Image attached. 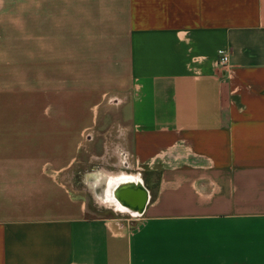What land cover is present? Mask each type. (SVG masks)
Segmentation results:
<instances>
[{
  "label": "crops",
  "instance_id": "0c3cea01",
  "mask_svg": "<svg viewBox=\"0 0 264 264\" xmlns=\"http://www.w3.org/2000/svg\"><path fill=\"white\" fill-rule=\"evenodd\" d=\"M13 2L0 264H264V0ZM119 171L140 216L98 196Z\"/></svg>",
  "mask_w": 264,
  "mask_h": 264
},
{
  "label": "water",
  "instance_id": "95a60500",
  "mask_svg": "<svg viewBox=\"0 0 264 264\" xmlns=\"http://www.w3.org/2000/svg\"><path fill=\"white\" fill-rule=\"evenodd\" d=\"M135 194L138 195V201L135 198L137 197ZM113 196L134 216H140L143 214L150 197L149 191L141 181L132 182L127 185H119L114 189Z\"/></svg>",
  "mask_w": 264,
  "mask_h": 264
},
{
  "label": "bare ground",
  "instance_id": "6f19581e",
  "mask_svg": "<svg viewBox=\"0 0 264 264\" xmlns=\"http://www.w3.org/2000/svg\"><path fill=\"white\" fill-rule=\"evenodd\" d=\"M136 177H137V175H135L134 173H129L126 171H119L115 175H111L109 177L104 176V178L100 177L99 175H96L97 180L95 181L96 182L95 188L99 189V190H97L98 196L100 197V200L102 201V203L108 205L109 207L112 206L116 210L119 209L123 212L126 211V212L131 213L118 200H116L114 198L113 193H112V189L116 185V183H120V182H127L128 183L131 181L137 182L139 179H137Z\"/></svg>",
  "mask_w": 264,
  "mask_h": 264
},
{
  "label": "built area",
  "instance_id": "2783aa9c",
  "mask_svg": "<svg viewBox=\"0 0 264 264\" xmlns=\"http://www.w3.org/2000/svg\"><path fill=\"white\" fill-rule=\"evenodd\" d=\"M216 66L221 70L227 71L230 66V52L228 49L223 48L218 51Z\"/></svg>",
  "mask_w": 264,
  "mask_h": 264
},
{
  "label": "rangeland",
  "instance_id": "374dc122",
  "mask_svg": "<svg viewBox=\"0 0 264 264\" xmlns=\"http://www.w3.org/2000/svg\"><path fill=\"white\" fill-rule=\"evenodd\" d=\"M7 1V0H6ZM14 2V4H18L19 3V5H22V8H24V9H27V0H13ZM18 2V3H17ZM155 179V178H154ZM78 181L79 179L77 178L76 179V177L73 179L72 178V182L73 183H75V181ZM83 180V179H82ZM80 181H78V183H79ZM119 215H121L122 217H129L130 216V214L128 213V212H124V213H120Z\"/></svg>",
  "mask_w": 264,
  "mask_h": 264
}]
</instances>
